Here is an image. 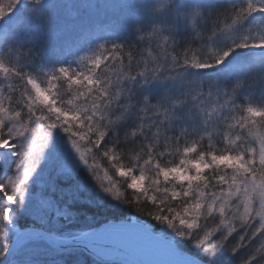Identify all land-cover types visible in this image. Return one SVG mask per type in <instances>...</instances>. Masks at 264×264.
<instances>
[{
	"label": "snow or ice",
	"instance_id": "1",
	"mask_svg": "<svg viewBox=\"0 0 264 264\" xmlns=\"http://www.w3.org/2000/svg\"><path fill=\"white\" fill-rule=\"evenodd\" d=\"M222 253L264 264V0H0V264Z\"/></svg>",
	"mask_w": 264,
	"mask_h": 264
},
{
	"label": "rangeland",
	"instance_id": "2",
	"mask_svg": "<svg viewBox=\"0 0 264 264\" xmlns=\"http://www.w3.org/2000/svg\"><path fill=\"white\" fill-rule=\"evenodd\" d=\"M104 10L101 9L97 13V17L102 16ZM95 17H90L89 19H94ZM137 249L141 251L148 261L150 260H160L166 258L163 250L159 246L155 245L146 235H140L136 238Z\"/></svg>",
	"mask_w": 264,
	"mask_h": 264
},
{
	"label": "trees",
	"instance_id": "3",
	"mask_svg": "<svg viewBox=\"0 0 264 264\" xmlns=\"http://www.w3.org/2000/svg\"><path fill=\"white\" fill-rule=\"evenodd\" d=\"M227 258L226 254L222 253L217 259L213 262V264H222V261H224ZM232 264H235V261H232Z\"/></svg>",
	"mask_w": 264,
	"mask_h": 264
},
{
	"label": "bare ground",
	"instance_id": "4",
	"mask_svg": "<svg viewBox=\"0 0 264 264\" xmlns=\"http://www.w3.org/2000/svg\"><path fill=\"white\" fill-rule=\"evenodd\" d=\"M137 250H138V249H137ZM138 254L141 255V257H142L143 260L148 261V260L146 259V257L144 256V254H143L141 251L138 250Z\"/></svg>",
	"mask_w": 264,
	"mask_h": 264
},
{
	"label": "water",
	"instance_id": "5",
	"mask_svg": "<svg viewBox=\"0 0 264 264\" xmlns=\"http://www.w3.org/2000/svg\"><path fill=\"white\" fill-rule=\"evenodd\" d=\"M138 258H139V259H142V257H141V255H140V254H138ZM142 260H143V259H142Z\"/></svg>",
	"mask_w": 264,
	"mask_h": 264
}]
</instances>
